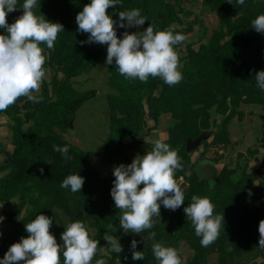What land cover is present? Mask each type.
<instances>
[{
  "label": "trees",
  "instance_id": "16d2710c",
  "mask_svg": "<svg viewBox=\"0 0 264 264\" xmlns=\"http://www.w3.org/2000/svg\"><path fill=\"white\" fill-rule=\"evenodd\" d=\"M184 0H121L108 13L119 23V11L134 8L148 24L163 30L176 24V32L184 31L181 14L185 11ZM23 2V0H22ZM90 0H37L34 12L44 15L52 22L64 26L55 41L54 50L42 44L46 56L44 68L61 73V78L52 77L50 89L44 88L37 94L42 102L34 103L20 97L15 104L0 114L12 122L9 126L12 149L4 152L0 161V204L17 197L13 210L3 206L4 218L0 221V259L12 243L26 237L25 224L43 213L52 219L50 232L57 243L61 237L55 233V223L61 233L68 222L81 221L85 227L93 228L90 238L99 241L94 257L105 264H158L152 252V244L163 242L165 246L178 247L185 240L192 254L182 264H208V255L218 253L217 264H243L250 256H262L259 247L258 225L264 219V206L256 201L264 198V153L261 167L247 171L249 160L264 150V124L261 136L253 148H247V156L239 159L233 167L224 164L210 181L196 172V162L191 161V152L186 151L187 138L201 133L212 136L210 143L226 145L231 142L229 124L233 118L242 120V104L258 106L264 114V90L256 85L255 74L264 70V34L256 31L251 22L264 14V0H245L244 5L236 0H202V3L218 18L219 26L212 31L207 42L196 48L191 42L183 51L177 50L183 79L169 86L159 77H149L147 82L131 80L121 76L115 64L108 66L109 82L118 90L108 98L109 132L104 146V158L110 164L111 173L101 175L91 163L89 155L73 142L63 137L69 120L77 108L94 95V90L78 91L72 79L89 72L98 62L105 45L84 43L88 34L77 31L75 17ZM18 4H20L18 2ZM17 4V6H18ZM23 9L8 13L9 24L22 14ZM20 12V13H18ZM119 28L117 30H123ZM4 32L0 29V34ZM46 87L47 82L43 80ZM52 94V96H51ZM23 109V113L21 110ZM118 112L122 114L118 116ZM154 121L155 127L163 115L167 142L176 150L182 168L175 178L182 176L186 187L184 204L175 211H166L161 204L160 216H153L154 225L139 234L125 233L119 226L121 211L115 207L111 188L115 179L114 166L130 164L126 146L147 144L139 141L140 131H152L145 124V115ZM220 115V121L211 128V118ZM29 123V124H27ZM25 124H27L25 126ZM202 143H207L203 140ZM53 144L69 148L71 160L65 162L61 153L53 150ZM152 147V143H148ZM143 155V154H142ZM205 156V152H204ZM43 168V173L40 169ZM70 174L84 177L81 192L73 193L70 188H61L62 181ZM251 193V195H249ZM207 197L214 205V215L224 216L218 239L208 247H202L200 237L195 235L191 220L186 217L184 207L191 197ZM6 205V204H5ZM67 220L60 219V215ZM112 224L122 246L117 254L103 239L106 226ZM137 241V251L144 253L143 260H133L131 242ZM103 247L105 252H102ZM61 264L63 257L61 254Z\"/></svg>",
  "mask_w": 264,
  "mask_h": 264
},
{
  "label": "clouds",
  "instance_id": "9594fccd",
  "mask_svg": "<svg viewBox=\"0 0 264 264\" xmlns=\"http://www.w3.org/2000/svg\"><path fill=\"white\" fill-rule=\"evenodd\" d=\"M121 0H90L75 17L77 31L88 34L84 43L107 45L106 65L115 64L121 76L127 79L147 82L149 77H159L165 84L173 86L182 79L180 58L175 45L187 38L175 31V25L160 30L151 23L143 31L129 32L128 28L143 26L147 19L140 9L119 11V23L109 15L108 9H115ZM232 3L231 0H228ZM244 5L245 0H236ZM18 0H0V112L6 111L20 97L34 103L42 102L41 83L46 76L44 68L46 56L42 44L54 50L55 41L64 26L52 22L44 15H37L34 8L37 0H23L22 14L14 22H7V15L18 7ZM259 33L264 34V14L251 22ZM117 26L126 29L122 38L117 35ZM256 85L264 90V70L255 74ZM53 150L61 153L65 162L72 159L67 145L53 144ZM182 168L181 159L163 138L152 142L151 149L143 155L137 154L130 164L114 166L111 196L115 207L121 211L119 226L125 233L139 234L154 225L153 216H160L161 204L175 211L185 201L184 192L176 182L175 173ZM41 168L40 172L43 173ZM84 177L70 174L61 183V188H70L73 193L81 192ZM251 195V193H249ZM186 217L191 220L195 235L200 237L202 247L214 243L220 234L224 216L214 215V205L207 197L193 195L191 202L184 207ZM0 217V221H2ZM52 219L37 214L25 224L26 237L12 243L0 259V264H92L99 241L90 238L81 221L68 222L61 233L62 243H57L50 232ZM109 231L117 230L112 224L106 226L103 239L117 254L122 246L116 235ZM259 243L264 248V219L258 225ZM137 241L131 242L132 259L143 260L144 253L137 251ZM152 252L158 264H182L178 251L163 242L152 244ZM95 264H105L103 259Z\"/></svg>",
  "mask_w": 264,
  "mask_h": 264
},
{
  "label": "rangeland",
  "instance_id": "374dc122",
  "mask_svg": "<svg viewBox=\"0 0 264 264\" xmlns=\"http://www.w3.org/2000/svg\"><path fill=\"white\" fill-rule=\"evenodd\" d=\"M185 1V2H184ZM186 5L185 11L181 14V18L184 25L180 28L184 31L186 40L180 44L177 49L183 51L185 45L191 42L196 48L200 43L207 42L210 38L212 31L219 26L218 18L215 12H212L202 3V0H184ZM18 8L20 10L22 6V0H18ZM22 9V8H21ZM20 13V12H18ZM175 27L177 26L174 24ZM146 28L145 25L128 28L127 31H143ZM126 29L117 30L118 37L122 38V34ZM107 45L101 55L97 64L86 73H82L79 76L72 79L73 87L78 91L94 90V95L89 99L85 100L74 112L72 118L69 120L68 127L63 133V137L67 140L76 144L81 148L87 155H89L91 163L96 167L101 175L105 173L110 174V164L104 158V146L106 138L109 132L108 124V96L118 94V90L115 89L109 82V71L106 65ZM52 68H49L46 72L44 81L47 82L46 87L43 82L41 83L40 92L44 88L50 89L52 77L56 76L57 79L61 78V73H56ZM37 93V94H40ZM52 96V94H51ZM244 111L242 120L236 117L232 119L229 124L231 142L226 145L210 143L212 136L207 139V143L200 144L190 154L191 161L196 162V172L202 178H207L210 181L214 179L218 171L224 164H228L233 167L235 163L242 158L247 156V148H253L263 131L264 114L260 111L258 106H250L242 104L241 106ZM23 113V109L21 110ZM118 112V116H121ZM220 115H214L211 118V128H215V124L220 121ZM167 115H163L160 118L159 124L154 126L152 118L146 114L145 124L147 127H153L152 131H146L147 128L140 131L137 135L139 141L145 143H152L157 138H163L166 143L167 132L165 130ZM11 120L4 114H0V150L4 152L12 149L11 133L9 126ZM71 122V126H70ZM29 124V123H27ZM25 124V126L27 125ZM147 144L137 146H126V155L128 160H133L137 154H144L147 149L151 147ZM169 144V143H168ZM171 147V146H170ZM4 152H0V161L6 158ZM205 152V156H204ZM264 153L262 148L259 149V153L249 160L247 171H252L256 168L261 167L262 158L261 155ZM126 164V163H125ZM264 171V167H262ZM176 182L180 187H186L187 183L182 176L176 178ZM17 197L12 198L10 201L4 204H0V217L4 218L3 206L8 210H13L17 205ZM264 206V198L256 201L260 202ZM6 204V205H5ZM170 211V209H166ZM60 219L67 220L66 216L59 214ZM55 234L61 237V228L55 223ZM90 234H93L94 229L88 228ZM174 248V247H173ZM181 258L182 262L188 260L192 254L188 243L182 240L178 247L175 248ZM102 252H105L103 247ZM249 260L244 261L243 264H254L263 261L262 256H248ZM218 253L212 252L208 255V264H217ZM98 258L94 257L92 264H95Z\"/></svg>",
  "mask_w": 264,
  "mask_h": 264
},
{
  "label": "water",
  "instance_id": "95a60500",
  "mask_svg": "<svg viewBox=\"0 0 264 264\" xmlns=\"http://www.w3.org/2000/svg\"><path fill=\"white\" fill-rule=\"evenodd\" d=\"M70 126H71V122H70ZM208 138H209L208 134L204 132L195 138H187L186 144H185L186 151L191 152L195 150L201 144L203 140H207Z\"/></svg>",
  "mask_w": 264,
  "mask_h": 264
},
{
  "label": "crops",
  "instance_id": "0c3cea01",
  "mask_svg": "<svg viewBox=\"0 0 264 264\" xmlns=\"http://www.w3.org/2000/svg\"><path fill=\"white\" fill-rule=\"evenodd\" d=\"M21 238H19L18 242L20 241Z\"/></svg>",
  "mask_w": 264,
  "mask_h": 264
}]
</instances>
